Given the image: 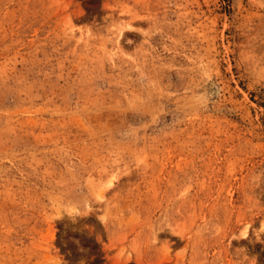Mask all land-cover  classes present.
I'll list each match as a JSON object with an SVG mask.
<instances>
[{"label":"rangeland","instance_id":"obj_1","mask_svg":"<svg viewBox=\"0 0 264 264\" xmlns=\"http://www.w3.org/2000/svg\"><path fill=\"white\" fill-rule=\"evenodd\" d=\"M0 264H264V0H0Z\"/></svg>","mask_w":264,"mask_h":264},{"label":"clouds","instance_id":"obj_2","mask_svg":"<svg viewBox=\"0 0 264 264\" xmlns=\"http://www.w3.org/2000/svg\"><path fill=\"white\" fill-rule=\"evenodd\" d=\"M162 231H163V229H162ZM157 235H158V233H157ZM246 238V237H245ZM154 242H156V241H154Z\"/></svg>","mask_w":264,"mask_h":264}]
</instances>
